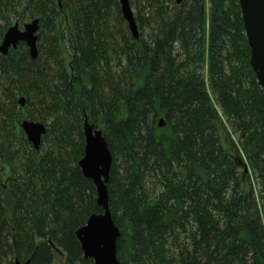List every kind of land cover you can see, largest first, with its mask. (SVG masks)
Here are the masks:
<instances>
[{
    "label": "trees",
    "instance_id": "16d2710c",
    "mask_svg": "<svg viewBox=\"0 0 264 264\" xmlns=\"http://www.w3.org/2000/svg\"><path fill=\"white\" fill-rule=\"evenodd\" d=\"M130 4L138 38L119 0H0V45L40 19L36 58L0 53V264H92L86 121L113 156L121 264H264V90L240 1ZM24 119L47 126L39 150Z\"/></svg>",
    "mask_w": 264,
    "mask_h": 264
},
{
    "label": "water",
    "instance_id": "95a60500",
    "mask_svg": "<svg viewBox=\"0 0 264 264\" xmlns=\"http://www.w3.org/2000/svg\"><path fill=\"white\" fill-rule=\"evenodd\" d=\"M181 1L177 0L178 3ZM239 1L251 52L250 64L264 90V0ZM119 2L129 30L134 37L138 38L139 29L130 0H119ZM39 29V18L24 23L22 27L19 22H16L6 31L0 45V53L6 55L10 48H16L20 42H24L29 47L31 57L36 58L39 54ZM25 102L26 98L20 97V105L24 106ZM165 123V119L161 118L160 126H164ZM21 128L34 148L39 150L42 137L47 131L46 124L24 119ZM84 134L85 150L79 165L84 175L93 180L98 192V203L102 206L103 212L92 214L76 234L84 257L92 259V264H121L117 257L120 230L111 213L108 193L113 156L102 130L86 121ZM30 262V259L24 262L16 260L15 264H30Z\"/></svg>",
    "mask_w": 264,
    "mask_h": 264
},
{
    "label": "rangeland",
    "instance_id": "374dc122",
    "mask_svg": "<svg viewBox=\"0 0 264 264\" xmlns=\"http://www.w3.org/2000/svg\"><path fill=\"white\" fill-rule=\"evenodd\" d=\"M223 119L226 121V119L224 118V116H223ZM223 135H225V133L223 132ZM234 137V139L236 138V136H233ZM61 253H63V252H61ZM62 262H63V258L60 256V257H58V261H57V263L56 264H62Z\"/></svg>",
    "mask_w": 264,
    "mask_h": 264
},
{
    "label": "flooded vegetation",
    "instance_id": "af4514ba",
    "mask_svg": "<svg viewBox=\"0 0 264 264\" xmlns=\"http://www.w3.org/2000/svg\"><path fill=\"white\" fill-rule=\"evenodd\" d=\"M24 25V24H23ZM23 25H20L21 27L23 26ZM39 32V31H38ZM38 35H39V33H38ZM11 49V48H10Z\"/></svg>",
    "mask_w": 264,
    "mask_h": 264
}]
</instances>
